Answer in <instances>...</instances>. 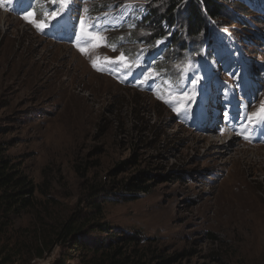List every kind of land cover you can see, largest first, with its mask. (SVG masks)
Segmentation results:
<instances>
[{
  "label": "rangeland",
  "instance_id": "1",
  "mask_svg": "<svg viewBox=\"0 0 264 264\" xmlns=\"http://www.w3.org/2000/svg\"><path fill=\"white\" fill-rule=\"evenodd\" d=\"M73 1L76 37L65 40L24 18L31 13L39 23L40 14L21 12L10 0L0 4V155L59 200V213L84 199L90 184L106 186L108 224L159 237L169 254H185L178 264H264V124L247 120L264 104V91L249 105L234 86L193 89L194 113L184 121L118 80L117 68L107 72L104 58L121 52L111 50L108 34L90 27L89 3ZM128 11L112 9L109 28L117 29ZM81 21L106 41L86 43ZM250 55L264 61V53ZM113 64L119 72L124 67ZM224 64L218 65L221 86L232 84ZM131 117L150 120L155 129ZM226 139L234 143L222 151ZM123 162L127 168L119 170ZM140 171L154 176L152 191L125 201L131 194L121 185ZM59 258L56 250L31 264Z\"/></svg>",
  "mask_w": 264,
  "mask_h": 264
},
{
  "label": "trees",
  "instance_id": "2",
  "mask_svg": "<svg viewBox=\"0 0 264 264\" xmlns=\"http://www.w3.org/2000/svg\"><path fill=\"white\" fill-rule=\"evenodd\" d=\"M10 1L21 12L40 14L42 8L51 12L58 7L52 0H25V5L21 0ZM83 2L89 3L88 15L97 18L96 28L108 34L109 45L123 52L130 65L115 77L162 103L159 105L172 114L178 108L181 119L187 120L191 114L193 89L205 91L210 83L234 86V94L239 92L249 102L246 91L250 86L255 96L264 91V61L250 55L264 53V0ZM127 4L132 6L126 8L129 11L123 21L117 29L106 32L101 26L107 11ZM53 25H47L48 32ZM221 60L232 84L220 85L216 76L220 69H216ZM114 68L110 66L113 71L107 72L115 73ZM131 119L140 125L143 121L147 131L155 129L150 120ZM149 144L156 142L151 139ZM132 161L137 163V155ZM127 165L121 163L119 170ZM153 178L140 171L123 182V190L131 194L125 201L150 193L152 185L148 182ZM86 191L84 199L59 213L57 209L63 207L59 200L40 190L23 169L0 155V264H31L50 258L56 250H60V258L52 264H178L184 257V253L169 254L157 236L108 224L106 186L90 184Z\"/></svg>",
  "mask_w": 264,
  "mask_h": 264
},
{
  "label": "snow or ice",
  "instance_id": "3",
  "mask_svg": "<svg viewBox=\"0 0 264 264\" xmlns=\"http://www.w3.org/2000/svg\"><path fill=\"white\" fill-rule=\"evenodd\" d=\"M53 3H56L58 5L57 10L55 11H47L44 10L43 8L41 9V13L40 15L44 18L43 20H41L39 23H37L34 19H32V16L34 14H29L27 16H25L24 18L29 22L32 23L35 27H37L38 30L43 31L46 27L47 24L44 22L45 20L48 19H52L55 20L56 18H58L64 11L65 9L68 7V0H52ZM131 4H127L124 7L128 8L131 7ZM90 27L94 28L96 27V25H91ZM89 26H86L84 24L83 21H81V34H82V38L85 40L86 43H90L93 47H99L101 45V43H103L104 41H106V37L100 36L98 33L93 32L90 30ZM108 46V45H105ZM79 47V45H78ZM111 50L112 51H116V46L110 45ZM79 50L82 53H87V48L86 47H79ZM106 61H108L109 63H122L124 64L125 67H129L130 65L127 62V58L125 56V54L123 52L120 53V56L115 58V60H109L108 57L104 58ZM93 66L97 67V62L94 60L93 61ZM177 68H179L180 66L177 65ZM187 69H185L186 71ZM149 76L146 75L145 79H148ZM185 97H187V93L183 94ZM190 99V97H189ZM247 120L249 121V125H252L253 122L256 123H260V124H264V104L261 105V107L256 111L251 113L248 117ZM247 138V137H245Z\"/></svg>",
  "mask_w": 264,
  "mask_h": 264
},
{
  "label": "bare ground",
  "instance_id": "4",
  "mask_svg": "<svg viewBox=\"0 0 264 264\" xmlns=\"http://www.w3.org/2000/svg\"><path fill=\"white\" fill-rule=\"evenodd\" d=\"M234 143V139H226V141L221 142V146L219 147L220 150H226L230 147V145ZM235 153L239 154L240 152H242V150L236 149L234 150Z\"/></svg>",
  "mask_w": 264,
  "mask_h": 264
}]
</instances>
